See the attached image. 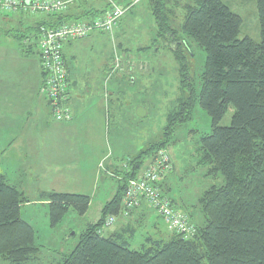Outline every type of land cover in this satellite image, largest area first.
Listing matches in <instances>:
<instances>
[{
    "label": "trees",
    "instance_id": "16d2710c",
    "mask_svg": "<svg viewBox=\"0 0 264 264\" xmlns=\"http://www.w3.org/2000/svg\"><path fill=\"white\" fill-rule=\"evenodd\" d=\"M148 1L156 25L154 42L166 39L167 45L176 47L173 58L183 96L166 114L160 141L131 161V170L102 207L99 220L75 232L74 250L62 253L55 264H264V0H257L259 42L239 39L242 20L223 0ZM179 5L183 22L178 33L171 19ZM62 23L58 16L54 24L41 22L24 33H8L14 34L24 53L34 54L36 44L25 47L24 41H36L39 26ZM190 46L205 53L196 81L189 75ZM197 104L211 119V132L197 144L199 164L207 168L206 176H221L224 185L210 186L190 211L178 210L170 200L187 217L194 234L184 238L170 231L166 240L147 237L137 250L129 248L134 228L127 226L130 233L124 229L101 235L106 220L119 214L128 181L137 177L146 159L177 142L178 128L191 120ZM229 109L233 111L230 125L219 126ZM39 201L47 203L51 226L60 224L70 211L83 217L90 205L89 196L68 193H42ZM26 202L24 193L0 174V260L8 264L39 260L35 231L20 217Z\"/></svg>",
    "mask_w": 264,
    "mask_h": 264
},
{
    "label": "rangeland",
    "instance_id": "374dc122",
    "mask_svg": "<svg viewBox=\"0 0 264 264\" xmlns=\"http://www.w3.org/2000/svg\"><path fill=\"white\" fill-rule=\"evenodd\" d=\"M115 2L119 6L127 4L126 0H115ZM223 3L233 13L240 16L242 20L239 39L248 37L254 42H259L260 26L257 0H223ZM151 6L148 0H140L119 21L121 26L117 32L118 35H123L122 38L124 40V46L121 48L123 50L130 49L134 57L123 55V51H121L123 54L118 52L114 41L115 29L112 34L94 33L93 37L86 41L85 39L83 42L82 40H80L81 42L76 41L78 42L76 44L80 45L77 48L82 46L81 60L79 61L81 63L79 69L81 75L91 68L95 69L97 64L99 66L101 64L107 66V71H104L102 75L104 77V85L105 80L107 81V86L105 85L104 90L105 88L107 89L108 95H105L110 98L108 105L105 106L109 110L108 126L105 125L106 135H109L114 149L118 150L120 148V150L132 152L134 148L136 153L134 158L139 156L141 151L147 150L150 145L160 141L166 126V114L169 113L174 104H176V100L182 95L179 89L178 66L173 58V51L176 50V47L170 45V43L167 45L166 39H160L151 46L154 43L156 34V25L152 16L153 10ZM174 12L171 24L174 30L179 33V26L183 22L181 5L174 8ZM39 16H10V20H8L7 16L0 13L1 51L7 52V50L11 49L9 46L11 44L10 38L16 48L19 46L17 39L13 38L14 34L12 32L10 37H7V32L11 27L8 21L15 22L12 25H18V22L21 21L26 25L22 27L24 29L29 23L36 21ZM19 32L24 33L25 31L20 30ZM34 40H31V43L36 44L33 58L38 61L39 48ZM126 44L127 46H125ZM24 45L25 47L28 46L27 44ZM142 47H149V49H143L140 52L136 51ZM190 48L193 56L188 63L189 75L196 81L202 71L205 53L197 47L196 51L192 46ZM22 50L20 48L21 52H23ZM134 50L139 57L134 53ZM3 62L6 63L7 60ZM101 73L102 70L99 75ZM117 73L119 76L114 77ZM110 77H114V80L109 81ZM6 82L7 77L4 75L1 79L0 76V88H3ZM194 85L199 90L198 81ZM86 87V81L81 80L78 82L76 91L78 89L85 91ZM102 90V83H99L97 91L94 90L93 103L103 102L104 94ZM138 111L142 117L137 116ZM232 112L231 109L227 111L219 126L228 127L230 125ZM38 128L41 131L37 135H49L54 132L53 129H50L48 133H44L47 131L46 129L41 126ZM210 132L211 119L208 113L197 104L194 107L191 120L178 128L175 134L177 142L167 148L171 169L164 173L159 188L161 194L169 200H173L176 208L180 211H185V209L190 211L191 207L196 205L201 194L210 186L224 185V180L221 176L217 178L206 176L207 168L199 164L197 144L203 135H207ZM7 159L6 89L5 91L0 90V174H5L6 176L11 174L9 169L7 171ZM148 160L150 158L146 159L145 162ZM75 168H79V165L75 164ZM79 171L80 173L82 172L80 169ZM15 176L18 178L17 174ZM140 177L141 175H137L135 179ZM10 180L8 179V182ZM110 181L115 185V179L111 178ZM10 182L9 184L13 185ZM164 183L167 188L166 191H163ZM105 184V179H102L99 192L103 190L102 185ZM25 197L27 202L20 207V217L31 225L35 231V244L41 248L37 264H55L56 261L60 260L62 253L72 252L77 244V237H74V233L79 234L86 227L87 222L93 223L99 218V216L95 217L97 203L94 202L87 219H83L70 211L60 224L51 226L47 204L39 203V196L33 191L29 196L25 194ZM122 208L118 215L122 216ZM117 216H112L114 219L112 225L104 228L101 235L107 236L109 231L118 228ZM136 222V225L133 226L135 228L134 233L129 238L130 249H139L147 237L167 239L168 226L164 219L156 214L154 210L151 209L147 213L143 222L142 220L140 221L141 223H138V220ZM129 223H131V220ZM0 264L8 263L0 260Z\"/></svg>",
    "mask_w": 264,
    "mask_h": 264
},
{
    "label": "crops",
    "instance_id": "0c3cea01",
    "mask_svg": "<svg viewBox=\"0 0 264 264\" xmlns=\"http://www.w3.org/2000/svg\"><path fill=\"white\" fill-rule=\"evenodd\" d=\"M66 1H70V4L64 13L56 16L40 15L36 21L29 23L24 29L22 27L26 25L23 22L12 25L15 22L8 21L11 26L8 32L26 31L35 28L41 22L54 24L58 16H61L65 22L87 20L93 15L108 10L109 2L117 4L115 0ZM7 19L10 20V17ZM120 26L121 22L114 31L116 49L118 52L123 51L124 54L121 52L123 55L134 57L130 49L121 48L124 46V40L123 35H118L117 32ZM8 32L7 37H10L11 33ZM93 34L85 41L93 37ZM32 39H26L24 44H31ZM10 42V50L6 52L0 49V76L1 79L4 75L7 77L6 84L0 88L4 91L7 89V171L8 169L11 171V174L7 175V181L11 178L12 182H9L15 187L18 186L17 188L27 196L32 191L37 196L50 192L89 196L90 205L86 214L81 218L87 219L94 202L97 203L95 217L100 218L102 207L116 194L119 182L131 170L130 163L136 155L134 148L132 152L120 150L119 147L118 150L114 149L109 135H106L105 125L108 126L109 110L105 106L108 105L110 98L106 96L108 91L106 88L104 90V87L107 86V81L105 80L104 85L102 75L104 71H107V66L97 64L95 69L91 68L81 75L79 61L82 46L77 48L80 45L76 44L81 41L65 46L63 56L69 83L68 105L71 108L73 119L68 123H57L53 121L52 112L41 91L42 75L39 60L35 61L33 54L21 52L19 46L15 47L11 38ZM154 44L155 42L151 46ZM143 49H149V47L138 48L136 51L140 52ZM136 51L134 50V53L139 57ZM5 60H7L6 63L3 62ZM101 70L102 73L99 75ZM152 73L154 74L153 71ZM113 78L110 77L108 80L112 81ZM81 80L86 81V90L76 91L78 82ZM99 83H102L104 100L102 103H93L94 90L97 91ZM39 126L47 130L44 133H48L50 129L54 132L49 135H37L41 131ZM145 161L137 175H141L150 163V160ZM75 164H78L79 168H75ZM79 169L82 170L81 173ZM111 178L115 179V185L111 183ZM102 179H105L106 184L102 185L103 190L99 192ZM166 190L164 183L163 191ZM39 203L47 204L46 202ZM150 210L145 202H141L140 206L128 217L118 215L116 217L119 223L118 228L109 231L108 235L128 229L127 226L129 229L134 228L136 220L138 223H141V220L143 222ZM130 220L131 223H129ZM96 222H87L86 226ZM129 229L127 233L131 232ZM169 236L170 231L168 230L166 238Z\"/></svg>",
    "mask_w": 264,
    "mask_h": 264
},
{
    "label": "built area",
    "instance_id": "2783aa9c",
    "mask_svg": "<svg viewBox=\"0 0 264 264\" xmlns=\"http://www.w3.org/2000/svg\"><path fill=\"white\" fill-rule=\"evenodd\" d=\"M139 0L125 6L109 2L110 8L89 19L65 22L56 26H39L36 42L39 48L38 60L42 75L41 91L57 123H68L73 119L69 101V83L63 50L69 43L84 40L93 33L112 34L124 14ZM70 4L66 0H0V13L4 16H56L64 13ZM171 169L167 150H160L150 159L141 177L130 180L125 188L122 201V216L127 217L132 210L145 202L147 207L162 217L169 231L189 238L194 228L187 217L176 210L171 201L164 197L159 188L164 173ZM114 219L106 220L104 227L112 225Z\"/></svg>",
    "mask_w": 264,
    "mask_h": 264
},
{
    "label": "water",
    "instance_id": "95a60500",
    "mask_svg": "<svg viewBox=\"0 0 264 264\" xmlns=\"http://www.w3.org/2000/svg\"><path fill=\"white\" fill-rule=\"evenodd\" d=\"M140 110H141V109H140ZM140 110H139V111H140ZM139 111L137 112V116H138V117H142L141 114H139V113H140ZM72 234H73V233H72Z\"/></svg>",
    "mask_w": 264,
    "mask_h": 264
}]
</instances>
